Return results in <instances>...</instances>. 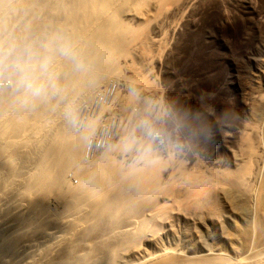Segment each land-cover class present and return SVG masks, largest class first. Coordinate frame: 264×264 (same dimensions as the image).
<instances>
[{
  "label": "rangeland",
  "instance_id": "obj_1",
  "mask_svg": "<svg viewBox=\"0 0 264 264\" xmlns=\"http://www.w3.org/2000/svg\"><path fill=\"white\" fill-rule=\"evenodd\" d=\"M111 1L101 5L91 33L80 31L81 57L88 63L92 56L100 81L67 96L80 102L84 120H94L91 143L67 125L82 145L67 140L49 172L41 165L48 215L30 205L31 185L21 197L22 183L11 179L17 196L0 204L23 199L0 205L8 207L4 213L9 209L6 216L0 211L1 221L18 203L23 227L33 235L67 238L66 227L47 218L72 212L69 221L84 232L73 236L80 239L71 252L100 251L117 234L114 264L263 260L264 0ZM52 106L47 117L63 120L62 104ZM148 115L179 129L182 149L157 146L143 160L123 152V139ZM52 119L49 132L53 126L60 131ZM33 238L14 250L23 258L34 251V260L46 262L53 239L45 235L53 247L46 254ZM4 262L16 264L1 247Z\"/></svg>",
  "mask_w": 264,
  "mask_h": 264
},
{
  "label": "bare ground",
  "instance_id": "obj_2",
  "mask_svg": "<svg viewBox=\"0 0 264 264\" xmlns=\"http://www.w3.org/2000/svg\"><path fill=\"white\" fill-rule=\"evenodd\" d=\"M111 2H112L111 0H0V38H3L6 41L13 39L14 40L38 39V38H43L44 36L47 35H51L53 33H59L67 37L72 42L74 48L79 53V55L82 56L84 53H83V47L81 45L82 34L80 33V31L83 30L85 31L86 29L87 30L86 32H90L95 26L94 24L95 21H97L98 18L102 16V14L100 13L101 5L103 3L104 5H108ZM94 39H96V37H94ZM88 60H89L88 63L85 61V63L88 66V71L78 72L75 70L72 62L60 57L57 58L55 63V71L59 75L60 83L65 89V93L67 96L72 97L71 94L76 92L78 94V92H80L82 89L84 90L85 87L91 84L90 82H92L93 80L95 81L99 75L101 76V74L99 73V69L97 67H94V65L90 64L91 63L90 61H92V56L88 57ZM98 80H96L95 82H97ZM92 84H94V86L97 85V83H92ZM87 90L86 91L84 90V92H87ZM91 91L94 90L91 89ZM78 95H80V93ZM74 98L75 97L73 96L72 99L74 100ZM79 98L80 99L78 100H81V97ZM85 102H89V100ZM53 104H55V101H53L50 104H42L30 111L17 112L6 109L3 113H0V198L6 202V200L8 201V199L5 200L3 198H9V197L13 198L17 196V193L14 190V187L16 185H14L13 183L14 187L11 184L10 185L12 187L8 186V183L11 179L18 180L22 183L23 185L22 190L19 189L21 197L22 195L25 196L27 195L23 190V188L25 187L26 189L28 188V185H31L33 189L36 190V192L33 195V197L31 198L29 197V203L33 209H36L37 212H39L44 217L48 215V212L46 214V210H47L46 194L45 192H43L45 183L43 179L44 175L42 172L43 167L41 165L48 168V172H49V166L51 164L56 165L57 161H59L58 159L62 154L61 152L63 151L61 144L64 142H65L64 144H66L67 140L71 147H76L80 149L81 148L80 145H82L80 136H78L77 134H76L77 136L72 134L71 133L72 130L69 131L70 128L67 126L66 122L64 121L65 119L59 120V117L57 119L58 120L57 123L60 124L59 125L60 131L56 129V127L58 126L56 127L53 126V131L56 129V132L58 131V133H53V131L49 132L48 129L50 125L49 119L51 120L52 117H47V115H49L50 113L48 109H50L51 108L50 106H52ZM80 106L81 105H79V107ZM62 112H61V116L63 114ZM52 120L54 121V118ZM55 121L54 124L56 123ZM73 132L75 131L73 130ZM29 133L31 134L30 137L28 136ZM50 133L52 135H50ZM18 181H16L15 183H17ZM16 187H18V184ZM12 198L10 199L14 200ZM17 199L22 200L23 198H17ZM17 199L11 202L12 203L18 202ZM12 203L10 204L7 203V204L12 206ZM2 204L5 203H3L2 201ZM2 204H0L1 207L3 206ZM16 204H17V209H16ZM16 204H14L15 207L13 205L15 211H13L12 214L10 213V216L9 213H7L8 217L7 218L5 217L6 219H4L3 217L2 219L3 222L0 219L1 221L0 248L2 247L3 251L5 252L7 251L8 253L12 251L14 262L16 264H19L20 262L22 264H93L96 262L95 258L97 255H100L97 258V264L98 263L114 264L115 258L117 256L116 248L119 243L118 240L119 236L117 234L111 235L110 244L102 245L100 251L95 252V250H90L89 252H84L78 249L76 252L74 251L73 253L71 252L72 251L71 244H75L74 242H78V240L80 239V238H73V236L81 235L84 232V230L82 229L83 226L81 227L80 225L74 224L73 222L69 221V219L72 220L71 218L74 217L72 216V212L70 213L65 211L63 213H56L58 215L56 216L55 214V216L53 215L54 217L53 216L51 217L50 214L47 218L48 220H50L48 221L47 224H61L62 225L61 227H63L64 225L67 229V232L72 237L62 238L59 235L58 236L55 235V232H51V231L49 233L41 232L40 234L33 235L32 232L29 231V229H25L23 227L22 224L23 211H21V209L18 208L19 204L18 203ZM5 208L4 209L1 208L2 210L0 209V211L4 213ZM99 208L101 209L104 208V205L99 204ZM7 210L6 212H8ZM11 211L12 210L10 209V212ZM5 213L3 214L4 216H6ZM2 214L0 215L3 216ZM9 231H13L15 236H13L12 238H3L2 233H6ZM45 235L51 237L55 243L54 250H52L53 252L49 251L50 248L53 249V247H50L51 243L47 244ZM32 236L33 237L35 236L37 239H39V242L38 241L37 242L43 248L44 253L49 251L50 252L49 254L50 255L52 254L46 262L39 261L36 258L37 256H35L36 262L33 263L32 260H34L33 259L34 257L32 258V255L34 251H26L25 258H23L17 251L14 250V246H16L17 244H21V242H23L26 239L32 238ZM36 238H33L32 240L34 239L37 240ZM27 247L29 246L27 245ZM247 263L264 264V259L263 260L254 259L253 261ZM152 264H183V263H152ZM193 264H204V263L201 261V263L195 262ZM233 264H237V262Z\"/></svg>",
  "mask_w": 264,
  "mask_h": 264
},
{
  "label": "clouds",
  "instance_id": "obj_3",
  "mask_svg": "<svg viewBox=\"0 0 264 264\" xmlns=\"http://www.w3.org/2000/svg\"><path fill=\"white\" fill-rule=\"evenodd\" d=\"M58 57L72 62L78 72L88 71L72 42L59 33L38 39L6 41L0 38V113L6 109L30 111L55 101L63 105L66 124L90 144L94 124L84 120L78 107L67 98L55 71ZM132 91L135 94V89ZM178 136L179 129L170 128L160 117L148 115L123 139L122 151L136 152L138 160H143L157 146L182 149Z\"/></svg>",
  "mask_w": 264,
  "mask_h": 264
}]
</instances>
